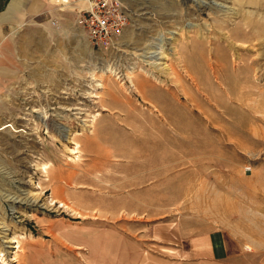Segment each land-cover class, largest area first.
I'll use <instances>...</instances> for the list:
<instances>
[{"label":"rangeland","instance_id":"obj_1","mask_svg":"<svg viewBox=\"0 0 264 264\" xmlns=\"http://www.w3.org/2000/svg\"><path fill=\"white\" fill-rule=\"evenodd\" d=\"M110 1L127 24L109 47L78 29L42 41L19 87L0 134V264L74 226L177 217L262 264L264 0Z\"/></svg>","mask_w":264,"mask_h":264},{"label":"crops","instance_id":"obj_2","mask_svg":"<svg viewBox=\"0 0 264 264\" xmlns=\"http://www.w3.org/2000/svg\"><path fill=\"white\" fill-rule=\"evenodd\" d=\"M88 6V0H0V134L19 117V87L43 50L40 43L85 32L77 19ZM255 256L235 234L177 217L139 232L74 226L50 242L30 244L21 264H257Z\"/></svg>","mask_w":264,"mask_h":264},{"label":"built area","instance_id":"obj_3","mask_svg":"<svg viewBox=\"0 0 264 264\" xmlns=\"http://www.w3.org/2000/svg\"><path fill=\"white\" fill-rule=\"evenodd\" d=\"M88 1L89 6L80 13L77 24L94 46L109 47L112 39L127 24V15L110 0Z\"/></svg>","mask_w":264,"mask_h":264},{"label":"bare ground","instance_id":"obj_4","mask_svg":"<svg viewBox=\"0 0 264 264\" xmlns=\"http://www.w3.org/2000/svg\"><path fill=\"white\" fill-rule=\"evenodd\" d=\"M214 3V2H213ZM221 4V3H220ZM165 7H166V5H165ZM223 7V6H222ZM232 10V9H231ZM229 11V10H228ZM227 11V12H228ZM225 16V15H224ZM250 21H251V19H250ZM216 28V27H215ZM225 30V29H224ZM203 32V31H202ZM257 32V31H256ZM221 35H222V33H220ZM252 34V33H251ZM212 36V35H211ZM226 36V35H225ZM235 36V35H234ZM243 36V35H242ZM250 36V35H249ZM252 36V35H251ZM255 36V35H254ZM227 37V36H226ZM246 37V36H245ZM230 38V37H229ZM244 38V37H243ZM243 38H241V39H243ZM221 39V38H220ZM247 39V38H246ZM254 39V38H253ZM228 40H231V39H228ZM244 40V42H245V39H243ZM242 40V41H243ZM206 41H207V39H206ZM236 41H238V40H236ZM241 41V40H240ZM248 41V40H247ZM251 41V40H250ZM252 42V41H251ZM189 43V42H188ZM241 43V42H240ZM246 43V42H245ZM233 45V44H232ZM231 46V45H230ZM203 47H204V45H203ZM212 48V47H211ZM210 48V49H211ZM237 49V48H236ZM220 50V49H219ZM218 50V51H219ZM193 52H195V51H193ZM224 54V53H223ZM218 55V54H217ZM190 56V55H189ZM198 56V55H197ZM205 56V55H204ZM226 56V55H225ZM195 57V56H194ZM241 59V58H240ZM202 60V59H201ZM205 62V61H204ZM203 63V62H202ZM215 63H217V61L215 62ZM204 64V63H203ZM205 65V64H204ZM215 66V65H214ZM207 67V66H206ZM208 68V67H207ZM212 70V69H211ZM109 71H110V69H109ZM115 71V70H114ZM186 71V70H185ZM191 71V70H190ZM223 71V70H222ZM194 72V71H193ZM229 72V71H228ZM111 73H112V71H111ZM115 73V72H114ZM190 73H192V72H190ZM195 75V74H194ZM193 75V76H194ZM217 76V75H216ZM190 77V76H189ZM192 77V76H191ZM220 77V76H219ZM199 79V78H198ZM197 79V80H198ZM218 81H220V80H218ZM133 83V87L135 86V88L138 90V92H141V94H142V91L140 90V88L142 87L141 85H143V84H141V81L140 80H138L137 82H135L134 83V81L132 82ZM192 83V82H191ZM223 83V82H222ZM201 84V83H200ZM199 86V85H198ZM134 88V89H135ZM133 89V90H134ZM136 89H135V91H136ZM143 97H144V94H143ZM194 101V100H193ZM205 102V101H204ZM220 106V105H219ZM210 108V107H209ZM215 109V108H214ZM226 111V110H225ZM222 115V114H221ZM228 115V114H227ZM46 119V118H45ZM212 121H215L216 119H211ZM220 120V119H219ZM217 121V120H216ZM226 121V120H225ZM224 123V122H223ZM46 169V168H45ZM2 259V258H1ZM3 260V259H2Z\"/></svg>","mask_w":264,"mask_h":264}]
</instances>
